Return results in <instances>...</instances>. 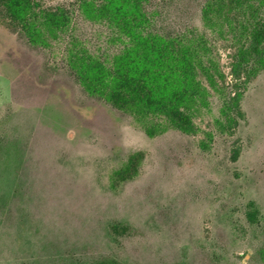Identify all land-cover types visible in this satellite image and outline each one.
Instances as JSON below:
<instances>
[{
	"label": "rangeland",
	"instance_id": "obj_1",
	"mask_svg": "<svg viewBox=\"0 0 264 264\" xmlns=\"http://www.w3.org/2000/svg\"><path fill=\"white\" fill-rule=\"evenodd\" d=\"M147 8L184 37L187 122L118 109L71 74L87 56L113 66L120 42L78 7L48 47L0 13V264H264V0Z\"/></svg>",
	"mask_w": 264,
	"mask_h": 264
},
{
	"label": "trees",
	"instance_id": "obj_2",
	"mask_svg": "<svg viewBox=\"0 0 264 264\" xmlns=\"http://www.w3.org/2000/svg\"><path fill=\"white\" fill-rule=\"evenodd\" d=\"M163 1L170 5L173 2ZM151 2L152 0H76L71 3L70 8H47L36 0H0V13L10 19V22L19 23L32 44L43 43L42 46L48 47L50 44L46 38H57L58 32L63 30L72 17L71 11L78 7L86 20L104 23L118 34L111 35L108 42L115 44L120 41V48L114 54L113 66L107 59H92L87 56L77 65L70 61L71 74L118 109L125 110L128 105L133 104L151 112H163L182 123L187 122L184 107L193 81L190 76L189 55L182 45L184 37L172 33L173 29L163 11L159 13L163 25L158 26L155 13L147 8ZM206 5L205 11L210 2ZM40 12L47 19L46 31L36 30L34 36L33 29ZM258 29L260 37H264V19ZM82 48L85 53L89 52L87 48ZM249 208L248 217L256 219L259 210L254 201L250 202ZM111 232L121 235L131 231L128 225L116 222L111 225ZM201 258V264H216L207 254ZM95 264L124 263L111 259Z\"/></svg>",
	"mask_w": 264,
	"mask_h": 264
}]
</instances>
